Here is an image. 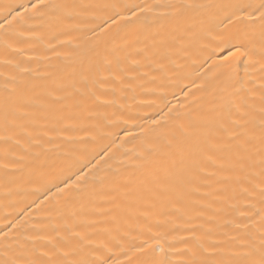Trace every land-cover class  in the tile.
<instances>
[{"label": "bare ground", "instance_id": "1", "mask_svg": "<svg viewBox=\"0 0 264 264\" xmlns=\"http://www.w3.org/2000/svg\"><path fill=\"white\" fill-rule=\"evenodd\" d=\"M185 2L0 0V264L264 262V0Z\"/></svg>", "mask_w": 264, "mask_h": 264}, {"label": "snow or ice", "instance_id": "2", "mask_svg": "<svg viewBox=\"0 0 264 264\" xmlns=\"http://www.w3.org/2000/svg\"><path fill=\"white\" fill-rule=\"evenodd\" d=\"M40 6H43V0H40V4L33 5V8H37ZM203 6L204 5L194 3L193 0H186V2L181 7H183V8H196V7H203ZM260 9H264V3H261ZM260 19L262 21H264V11H261ZM0 27H2V25H0ZM243 54L244 53L241 52V50L239 48H236V50L234 52H232L230 55L233 57H238V56L243 55ZM224 59L227 60V59H229V57H225ZM262 128H264V121H262ZM262 141H264V136H262ZM261 165L264 166V157H262V159H261ZM262 194H264V189H262ZM156 243L159 244L160 241H156ZM231 264H243V262L236 260V261H232ZM262 264H264V262H262Z\"/></svg>", "mask_w": 264, "mask_h": 264}]
</instances>
